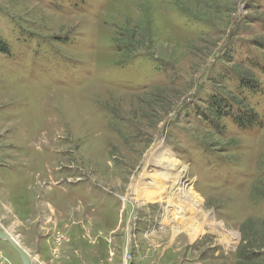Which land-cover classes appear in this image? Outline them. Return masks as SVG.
<instances>
[{
	"label": "rangeland",
	"instance_id": "374dc122",
	"mask_svg": "<svg viewBox=\"0 0 264 264\" xmlns=\"http://www.w3.org/2000/svg\"><path fill=\"white\" fill-rule=\"evenodd\" d=\"M3 46L0 230L31 264H264V0H0ZM230 93L257 125L201 115Z\"/></svg>",
	"mask_w": 264,
	"mask_h": 264
},
{
	"label": "trees",
	"instance_id": "16d2710c",
	"mask_svg": "<svg viewBox=\"0 0 264 264\" xmlns=\"http://www.w3.org/2000/svg\"><path fill=\"white\" fill-rule=\"evenodd\" d=\"M0 51L4 53H8L6 47H0ZM254 75L252 73L241 74L239 76L240 82V90L244 88L249 91L259 90V85L254 81ZM240 95H234L232 93L226 96H214L209 98V102L206 108L208 113H205L204 109H200L201 115H206L211 117V123L214 125V128H217L219 125L218 119L223 116L229 117L236 125L241 128H249L258 124V114L256 110H251L250 105L244 104L245 99L241 96L243 93H239ZM211 103V104H210Z\"/></svg>",
	"mask_w": 264,
	"mask_h": 264
},
{
	"label": "bare ground",
	"instance_id": "6f19581e",
	"mask_svg": "<svg viewBox=\"0 0 264 264\" xmlns=\"http://www.w3.org/2000/svg\"><path fill=\"white\" fill-rule=\"evenodd\" d=\"M150 160H155V159L150 158ZM158 161H160V160H158ZM147 162H149V160ZM158 164L161 166H164V167L173 168V167H175V165H177V162H173V161H170L168 163L158 162ZM183 171H184L183 167L178 169V172L175 174V177H174V179H172L170 184H167V185H165V187H163L164 190H167V194H171L173 198L178 200V203L183 202L182 200H180L182 198V196H184L185 198H187V200H190L191 202L195 197L193 195V193L191 192V189L183 188L181 186V183L178 182L180 180V178L183 177ZM138 179H140V180L143 179L142 175ZM140 180L139 181H133V183H132L133 190L136 189V186H137V189H136L137 197L135 198L136 202H140V201H142V200H144L150 196V193L147 192L144 189V187H142L141 190H138L139 185H141V183H139ZM152 180L154 181L155 178L153 177ZM156 200H161V199L159 197H157ZM176 206L174 207V210H176V214H177V213H179V210H177ZM185 210L186 209H184V211ZM14 238L17 241V243L21 245V243L18 241V239L16 237H14Z\"/></svg>",
	"mask_w": 264,
	"mask_h": 264
},
{
	"label": "water",
	"instance_id": "95a60500",
	"mask_svg": "<svg viewBox=\"0 0 264 264\" xmlns=\"http://www.w3.org/2000/svg\"><path fill=\"white\" fill-rule=\"evenodd\" d=\"M0 239L7 241L13 250L20 257L22 264H31V260L25 251V249L17 243L13 235L9 234L7 231L0 230Z\"/></svg>",
	"mask_w": 264,
	"mask_h": 264
}]
</instances>
